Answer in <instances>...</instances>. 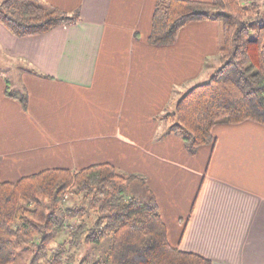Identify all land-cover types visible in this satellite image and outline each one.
Wrapping results in <instances>:
<instances>
[{
    "label": "crops",
    "instance_id": "obj_1",
    "mask_svg": "<svg viewBox=\"0 0 264 264\" xmlns=\"http://www.w3.org/2000/svg\"><path fill=\"white\" fill-rule=\"evenodd\" d=\"M39 1L80 21L25 37L0 22V180L111 164L146 178L173 246L264 264V124H217L191 153L163 117L217 70L221 23L154 45L157 0Z\"/></svg>",
    "mask_w": 264,
    "mask_h": 264
},
{
    "label": "trees",
    "instance_id": "obj_2",
    "mask_svg": "<svg viewBox=\"0 0 264 264\" xmlns=\"http://www.w3.org/2000/svg\"><path fill=\"white\" fill-rule=\"evenodd\" d=\"M256 6L242 0L156 2L149 35L154 45L174 44L180 30L193 21L222 25L221 66L163 116L169 132L181 134L191 153L214 143L217 124H264V14ZM79 21V12L68 14L39 0L0 3V22L17 37ZM7 95L17 98L9 86ZM80 196L79 202H71ZM92 214L90 226L87 219ZM73 219L81 221L73 225ZM69 227V241L61 246L107 241L106 264H213L170 243L157 199L142 175L102 163L78 171L44 169L15 182L0 180V264H12L18 246L33 250L36 262Z\"/></svg>",
    "mask_w": 264,
    "mask_h": 264
},
{
    "label": "rangeland",
    "instance_id": "obj_3",
    "mask_svg": "<svg viewBox=\"0 0 264 264\" xmlns=\"http://www.w3.org/2000/svg\"><path fill=\"white\" fill-rule=\"evenodd\" d=\"M242 2L244 5H251L253 2H255L258 13L264 14V0H242ZM215 62L218 63V65L215 66L218 69L221 66L220 56L217 60H215ZM0 69H3L1 64ZM186 92L187 91L184 93ZM81 198L82 196L78 197L77 199H72L71 202H79ZM84 218L87 219V217ZM94 219V214L91 215V219H87V222L90 226L93 224ZM80 221L81 219H73L70 223L77 225L80 223ZM70 229H72V227L65 229L64 233L59 236L57 241L50 245L47 255L45 257L41 256L37 258L36 262H33L35 255L33 250L24 246H18L17 256L12 264H106L105 258L108 247L107 241L98 245L91 244L81 245L78 247H69L67 245L65 248L62 247V242L69 241V235L67 233Z\"/></svg>",
    "mask_w": 264,
    "mask_h": 264
}]
</instances>
